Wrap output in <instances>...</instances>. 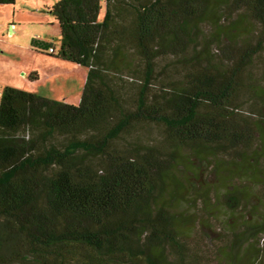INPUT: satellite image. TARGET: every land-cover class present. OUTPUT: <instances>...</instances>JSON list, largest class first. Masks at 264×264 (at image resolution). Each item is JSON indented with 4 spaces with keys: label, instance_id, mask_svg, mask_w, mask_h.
Listing matches in <instances>:
<instances>
[{
    "label": "trees",
    "instance_id": "obj_1",
    "mask_svg": "<svg viewBox=\"0 0 264 264\" xmlns=\"http://www.w3.org/2000/svg\"><path fill=\"white\" fill-rule=\"evenodd\" d=\"M101 7L57 0L59 47L33 39L87 67L78 104L0 91V264H207L184 188L206 204L208 168L263 181L264 0ZM244 225L232 264L264 231Z\"/></svg>",
    "mask_w": 264,
    "mask_h": 264
},
{
    "label": "rangeland",
    "instance_id": "obj_2",
    "mask_svg": "<svg viewBox=\"0 0 264 264\" xmlns=\"http://www.w3.org/2000/svg\"><path fill=\"white\" fill-rule=\"evenodd\" d=\"M56 1L15 0V3L0 4V91L5 85L16 87L26 84L36 93L79 103L87 67L52 58L48 56L47 49L33 45V39H38L59 47L60 28L51 12ZM101 5L99 20L105 16L106 0H101ZM11 25L16 28H11ZM32 71L35 74L31 75ZM227 170L225 167L216 172L211 168L205 170V179L210 184V188L206 184L204 186L208 189L206 204L201 199L191 201L189 185L184 188L182 208L190 220L185 237L204 255L207 264L234 263L227 250L235 233H241L244 224L264 223V177L263 183H249L232 172L227 173ZM203 178H200L201 183ZM237 188L245 191L240 199L241 205L245 206L231 210L226 205L227 194ZM237 262L264 264V231L242 246Z\"/></svg>",
    "mask_w": 264,
    "mask_h": 264
},
{
    "label": "crops",
    "instance_id": "obj_3",
    "mask_svg": "<svg viewBox=\"0 0 264 264\" xmlns=\"http://www.w3.org/2000/svg\"><path fill=\"white\" fill-rule=\"evenodd\" d=\"M58 21V20H57ZM59 24V23H58ZM11 28H13V29H15L16 27H14L13 25H11ZM59 28H60V26H59ZM13 29H11L12 31L11 32H13ZM60 35H61V30H60ZM56 48H58V47H56ZM48 51V50H47ZM48 56H50V55H48ZM50 57H52V58H56V57H54V56H50ZM56 59H58V60H63V59H61V58H56ZM67 61V60H66ZM32 74H35L33 71L31 72V75ZM17 88H21V89H24V90H27V91H32V92H36L35 90H33V89H31V88H29L28 86H26V84L25 85H17L16 86ZM42 95V94H41ZM43 96H47V95H43ZM47 97H49V96H47ZM51 98H52V96H51Z\"/></svg>",
    "mask_w": 264,
    "mask_h": 264
},
{
    "label": "built area",
    "instance_id": "obj_4",
    "mask_svg": "<svg viewBox=\"0 0 264 264\" xmlns=\"http://www.w3.org/2000/svg\"><path fill=\"white\" fill-rule=\"evenodd\" d=\"M48 51H49V52H55V51H56V48H54V47H50V48L48 49Z\"/></svg>",
    "mask_w": 264,
    "mask_h": 264
}]
</instances>
